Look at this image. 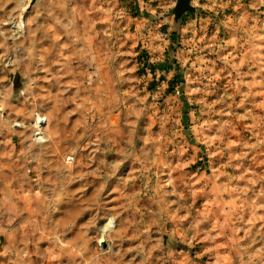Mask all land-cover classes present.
I'll return each mask as SVG.
<instances>
[{"label": "rangeland", "instance_id": "rangeland-1", "mask_svg": "<svg viewBox=\"0 0 264 264\" xmlns=\"http://www.w3.org/2000/svg\"><path fill=\"white\" fill-rule=\"evenodd\" d=\"M221 8L214 5L208 11L220 17ZM61 10L62 4L57 8L50 0H0V157H14L12 167L18 172L14 187L6 185L8 194L1 190V197L4 193V202L14 206V221L35 222L33 248L40 250L3 264H264V243L238 242L243 227L220 221L214 226L208 219L216 213L220 218L225 202L222 194L214 198L211 186L231 184L237 161L258 151L264 158V146L241 149L225 138L229 127L203 126L194 149L181 148L183 136L172 127L158 135V125L151 122L149 129H141L146 124L142 118L124 125L117 113L124 127H118V147L108 140L107 124L96 126L97 138L93 136L84 91L100 84L86 79L85 73L95 70L88 63L86 68L62 65L68 47L59 40L67 21L59 18L58 28H48L49 17ZM169 16L176 20L173 9ZM84 53L81 58L93 62L92 51ZM17 74L19 90L14 88ZM123 86L121 76L115 107L131 122L137 111L127 109ZM46 116L51 117L48 125ZM72 123L75 127L68 131ZM35 129L45 137L37 141L38 149L31 146ZM250 183L260 184L257 179ZM197 188L200 194L194 197ZM246 197L249 204L264 206L263 192ZM215 200L219 207L214 214L200 212Z\"/></svg>", "mask_w": 264, "mask_h": 264}, {"label": "crops", "instance_id": "crops-1", "mask_svg": "<svg viewBox=\"0 0 264 264\" xmlns=\"http://www.w3.org/2000/svg\"><path fill=\"white\" fill-rule=\"evenodd\" d=\"M50 1L57 8L62 4V10L52 13L49 19L53 21L48 28H58L59 18L67 21V28L62 29L59 40L68 47L67 53L62 54V65L86 68L88 63L95 68L94 74L89 72L87 76L85 73L86 79L89 82V78H93L95 85H100L94 91H84L89 99L85 111H89L88 117L92 116L94 122L93 136L96 137L98 131L96 126L107 124L108 140L118 147V127L142 118L141 122L146 124H140L141 129H149L152 122L158 125L155 129L158 135L172 127L183 136L179 140L181 148H193L194 138L202 136L203 126L213 130L229 127L225 138L236 142L241 149L264 146V0H199L200 7L195 12H183L178 21L169 16L175 0ZM214 5L222 7L224 13H219L220 17L208 11ZM87 51H92L93 62L81 58L87 56L84 53ZM108 51L110 55H106ZM140 60L147 61L149 82L156 79L166 84L169 81L179 93L145 87L140 70H136V62ZM121 76L124 80L122 93L129 99L127 109L137 111L131 122H127L125 111L115 107L121 96L118 88ZM116 113L124 118L122 123ZM48 116L47 125L51 121ZM74 127L72 123L68 131ZM36 130L31 146L38 149L37 141L43 140H39ZM41 134L43 136V130ZM144 146L143 143L141 147ZM195 153L198 152L195 150ZM261 157L258 151L252 157L237 161L238 170L233 172L235 179L231 182L236 192L231 184L222 188L210 185L214 198L222 194L225 202L221 206V217L216 213L215 217L208 218L209 222L214 226L220 221L222 226L243 227L244 233L236 234L238 242L264 243L261 238L264 206L246 201L248 195L264 193V158ZM12 163H16L14 157L1 155L0 264L7 259L31 258L34 252H40L33 248L35 222L30 219L14 221V206L3 200L9 191L6 185L14 187L13 178L18 175ZM199 175L206 180L205 174ZM255 179L259 180L258 187L250 183ZM235 180H238L236 184ZM1 190L5 193L2 197ZM199 194L198 188L192 193L194 197ZM13 197V194L9 196L8 202H12ZM218 207L215 200L203 205L200 212L214 214ZM251 234L255 237L240 240Z\"/></svg>", "mask_w": 264, "mask_h": 264}, {"label": "built area", "instance_id": "built-area-1", "mask_svg": "<svg viewBox=\"0 0 264 264\" xmlns=\"http://www.w3.org/2000/svg\"><path fill=\"white\" fill-rule=\"evenodd\" d=\"M175 2H176V0L174 1V3ZM190 3L194 6V11H188V12L189 13L190 12H195L196 9H197V6L200 4V1L199 0H190ZM199 7H200V5H199ZM191 27H193V26H191ZM138 69L140 70L141 75L144 78V86L145 87H150L151 85H154L153 87H150L154 91L155 90L156 91L167 90L166 87H164V85L159 82V80H156L155 79V80H153V82H151V81L149 82L146 79V75L150 72V69L148 67V64H147V61L146 60H140V61H138ZM173 89L176 92V94L179 93V89L178 88H174L173 87ZM66 161L69 162V163L73 161L72 154L66 156Z\"/></svg>", "mask_w": 264, "mask_h": 264}, {"label": "water", "instance_id": "water-1", "mask_svg": "<svg viewBox=\"0 0 264 264\" xmlns=\"http://www.w3.org/2000/svg\"><path fill=\"white\" fill-rule=\"evenodd\" d=\"M33 1L34 0H32V2ZM187 11H194V6L190 3V0H176L175 6L173 8L175 19L178 20L181 17L182 13ZM18 76L19 75L17 74L14 79L15 90L20 89V81L19 79H17ZM39 124H43V120L41 118H39ZM37 133H40V131H38Z\"/></svg>", "mask_w": 264, "mask_h": 264}, {"label": "trees", "instance_id": "trees-1", "mask_svg": "<svg viewBox=\"0 0 264 264\" xmlns=\"http://www.w3.org/2000/svg\"><path fill=\"white\" fill-rule=\"evenodd\" d=\"M159 82L161 83V84H163V85H165V87H166V89L168 90V91H172V90H174L173 89V83H171V82H166V84H164L161 80H159ZM154 85H151L150 87H153Z\"/></svg>", "mask_w": 264, "mask_h": 264}, {"label": "bare ground", "instance_id": "bare-ground-1", "mask_svg": "<svg viewBox=\"0 0 264 264\" xmlns=\"http://www.w3.org/2000/svg\"><path fill=\"white\" fill-rule=\"evenodd\" d=\"M38 131H40V133H37L36 132V135H37V137L39 138V140H44L45 139V137H44V135L43 136H41V130H39V129H37ZM111 222V220H109V221H107L106 222V226H108L107 224H109Z\"/></svg>", "mask_w": 264, "mask_h": 264}]
</instances>
